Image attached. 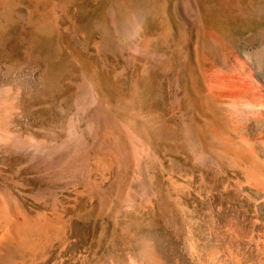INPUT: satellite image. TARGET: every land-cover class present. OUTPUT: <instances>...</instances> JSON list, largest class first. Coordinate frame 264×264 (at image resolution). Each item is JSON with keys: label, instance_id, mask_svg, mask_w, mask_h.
<instances>
[{"label": "rangeland", "instance_id": "1", "mask_svg": "<svg viewBox=\"0 0 264 264\" xmlns=\"http://www.w3.org/2000/svg\"><path fill=\"white\" fill-rule=\"evenodd\" d=\"M254 54L264 0H0V173L65 227L27 264H264V197L204 80Z\"/></svg>", "mask_w": 264, "mask_h": 264}, {"label": "bare ground", "instance_id": "2", "mask_svg": "<svg viewBox=\"0 0 264 264\" xmlns=\"http://www.w3.org/2000/svg\"><path fill=\"white\" fill-rule=\"evenodd\" d=\"M204 80L207 94L227 110L226 123L215 129L220 154L236 167L242 166L248 184L264 197V56L245 55L233 71L205 74ZM8 105L0 99V148L10 144L3 120ZM211 156L200 155V159L210 160ZM7 179L0 173V264H27L40 257L65 227L21 210ZM210 257L207 264H241ZM148 264L159 263L153 260Z\"/></svg>", "mask_w": 264, "mask_h": 264}]
</instances>
